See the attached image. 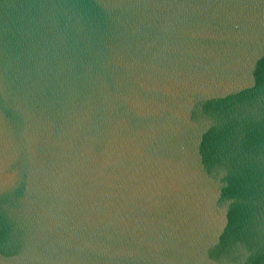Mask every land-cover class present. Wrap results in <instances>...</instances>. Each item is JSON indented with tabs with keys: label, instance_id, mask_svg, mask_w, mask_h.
<instances>
[{
	"label": "water",
	"instance_id": "95a60500",
	"mask_svg": "<svg viewBox=\"0 0 264 264\" xmlns=\"http://www.w3.org/2000/svg\"><path fill=\"white\" fill-rule=\"evenodd\" d=\"M0 264H264V0H0Z\"/></svg>",
	"mask_w": 264,
	"mask_h": 264
}]
</instances>
